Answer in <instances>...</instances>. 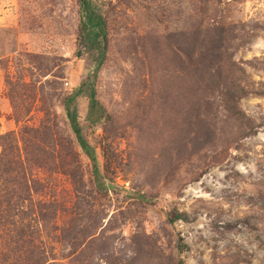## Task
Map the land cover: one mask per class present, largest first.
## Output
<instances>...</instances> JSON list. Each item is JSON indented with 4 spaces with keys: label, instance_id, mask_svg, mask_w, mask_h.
I'll list each match as a JSON object with an SVG mask.
<instances>
[{
    "label": "rangeland",
    "instance_id": "1",
    "mask_svg": "<svg viewBox=\"0 0 264 264\" xmlns=\"http://www.w3.org/2000/svg\"><path fill=\"white\" fill-rule=\"evenodd\" d=\"M92 2L108 32L95 79L79 0H0V130L49 121L72 171L34 168L45 185L34 202L52 213L39 234L48 256L264 264V0ZM81 87L77 118L106 188L64 105ZM176 209L190 219L169 221Z\"/></svg>",
    "mask_w": 264,
    "mask_h": 264
},
{
    "label": "trees",
    "instance_id": "2",
    "mask_svg": "<svg viewBox=\"0 0 264 264\" xmlns=\"http://www.w3.org/2000/svg\"><path fill=\"white\" fill-rule=\"evenodd\" d=\"M79 5L78 35L89 49L97 51L96 57H93L95 79L107 58V21L99 6H95L92 0H79ZM192 54L198 56L197 62L198 60L207 62L202 50L193 49ZM81 93L83 87L65 95V109L83 151L93 161L97 187L106 188L97 167L95 149L84 138L77 118L74 103ZM87 95L92 108H101V112L104 113L105 109L96 97L94 81L89 84ZM58 144L55 131L47 120L39 127L25 125L18 132L3 133L0 130V264H57L48 256L39 235L43 227L42 222L46 219L48 221L52 213L46 210V203L34 202V195L44 190L45 186L44 182L34 175V168L47 169L57 165L59 168L65 167L68 173H72L68 161H64L67 156L64 145ZM137 196L140 199L147 198L143 193H138ZM255 200L261 203L259 206L263 209V190L257 193ZM54 214L56 216V213ZM167 217L171 222L190 219L186 211L178 209L173 213L168 212Z\"/></svg>",
    "mask_w": 264,
    "mask_h": 264
},
{
    "label": "water",
    "instance_id": "3",
    "mask_svg": "<svg viewBox=\"0 0 264 264\" xmlns=\"http://www.w3.org/2000/svg\"><path fill=\"white\" fill-rule=\"evenodd\" d=\"M181 264H184V261H181Z\"/></svg>",
    "mask_w": 264,
    "mask_h": 264
}]
</instances>
